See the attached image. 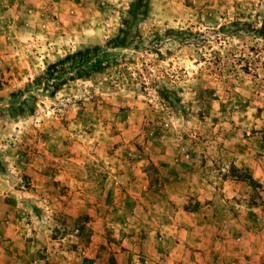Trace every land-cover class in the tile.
Wrapping results in <instances>:
<instances>
[{
	"label": "rangeland",
	"instance_id": "obj_1",
	"mask_svg": "<svg viewBox=\"0 0 264 264\" xmlns=\"http://www.w3.org/2000/svg\"><path fill=\"white\" fill-rule=\"evenodd\" d=\"M130 1L0 0V264L162 255L190 193L264 196V0Z\"/></svg>",
	"mask_w": 264,
	"mask_h": 264
},
{
	"label": "crops",
	"instance_id": "obj_2",
	"mask_svg": "<svg viewBox=\"0 0 264 264\" xmlns=\"http://www.w3.org/2000/svg\"><path fill=\"white\" fill-rule=\"evenodd\" d=\"M178 180L183 181L184 176H178ZM229 180L238 181L236 178ZM230 187L220 195V200L224 203V209L221 211L214 210L210 205L212 192L206 190L190 193L189 199L196 203V208L190 209L189 215L178 209L176 216L186 215V218L189 217L192 221H189V218V222L175 218L173 222L176 224L173 227L178 228V232H183L187 238L179 237L169 242L168 249L163 250L166 253L162 255L138 254L137 250L130 251L127 246L128 249L122 250L123 255L112 248L106 255L101 254L91 260L77 258L74 264H86L87 261L88 264H259V261L264 259V241L242 238L240 229L244 227V230L250 231V235L263 221L264 232V196L260 193L262 196H256L258 200L263 199L261 204L258 200L253 201L252 194L238 192L234 185ZM216 215L222 217L216 220ZM160 226L164 227L163 224ZM219 231L228 232L229 238L217 236L216 232ZM156 243L160 248L168 242L160 239Z\"/></svg>",
	"mask_w": 264,
	"mask_h": 264
},
{
	"label": "trees",
	"instance_id": "obj_3",
	"mask_svg": "<svg viewBox=\"0 0 264 264\" xmlns=\"http://www.w3.org/2000/svg\"><path fill=\"white\" fill-rule=\"evenodd\" d=\"M143 0H131L130 4H129V15L134 18L136 17L138 14H140L142 11L141 9L143 8ZM256 32L264 35V25H260L258 26V28H256ZM115 42H117L115 39L112 40ZM121 44V42H119ZM21 111V110H20Z\"/></svg>",
	"mask_w": 264,
	"mask_h": 264
}]
</instances>
